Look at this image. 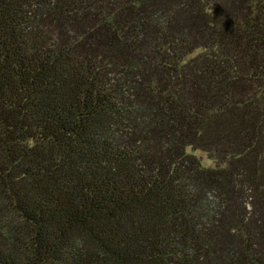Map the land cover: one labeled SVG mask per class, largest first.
Segmentation results:
<instances>
[{"label": "trees", "instance_id": "16d2710c", "mask_svg": "<svg viewBox=\"0 0 264 264\" xmlns=\"http://www.w3.org/2000/svg\"><path fill=\"white\" fill-rule=\"evenodd\" d=\"M0 264H264V0H0Z\"/></svg>", "mask_w": 264, "mask_h": 264}, {"label": "rangeland", "instance_id": "374dc122", "mask_svg": "<svg viewBox=\"0 0 264 264\" xmlns=\"http://www.w3.org/2000/svg\"><path fill=\"white\" fill-rule=\"evenodd\" d=\"M193 154L196 155L200 159V161H201V163L203 165H205V166H211V165H213V162L209 159V157L207 156V154H205L204 152L199 151V150H195L193 152Z\"/></svg>", "mask_w": 264, "mask_h": 264}]
</instances>
